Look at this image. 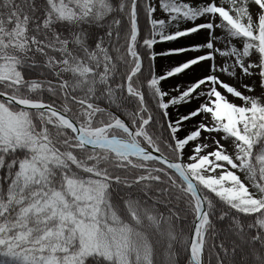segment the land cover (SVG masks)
<instances>
[{"label":"snow or ice","instance_id":"6c2138e0","mask_svg":"<svg viewBox=\"0 0 264 264\" xmlns=\"http://www.w3.org/2000/svg\"><path fill=\"white\" fill-rule=\"evenodd\" d=\"M0 264H264V0H0Z\"/></svg>","mask_w":264,"mask_h":264},{"label":"rangeland","instance_id":"374dc122","mask_svg":"<svg viewBox=\"0 0 264 264\" xmlns=\"http://www.w3.org/2000/svg\"><path fill=\"white\" fill-rule=\"evenodd\" d=\"M168 62H169V61H168L167 59L160 60V59L158 58V63H160V64H166V63H168ZM164 83H165V87H170L172 81L169 80V81H166V82H164ZM243 178H244V177L242 176V179H243Z\"/></svg>","mask_w":264,"mask_h":264}]
</instances>
